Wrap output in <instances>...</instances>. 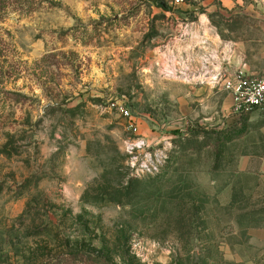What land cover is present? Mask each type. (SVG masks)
Segmentation results:
<instances>
[{
  "label": "rangeland",
  "instance_id": "rangeland-1",
  "mask_svg": "<svg viewBox=\"0 0 264 264\" xmlns=\"http://www.w3.org/2000/svg\"><path fill=\"white\" fill-rule=\"evenodd\" d=\"M239 70L264 0H0V264H264Z\"/></svg>",
  "mask_w": 264,
  "mask_h": 264
},
{
  "label": "built area",
  "instance_id": "built-area-1",
  "mask_svg": "<svg viewBox=\"0 0 264 264\" xmlns=\"http://www.w3.org/2000/svg\"><path fill=\"white\" fill-rule=\"evenodd\" d=\"M225 88L232 97V116L240 118L264 111V73L255 76L239 70L226 78ZM125 116L130 117V113L125 112Z\"/></svg>",
  "mask_w": 264,
  "mask_h": 264
}]
</instances>
